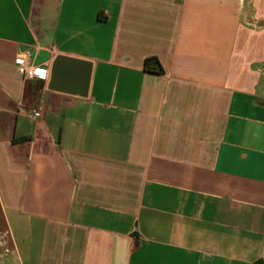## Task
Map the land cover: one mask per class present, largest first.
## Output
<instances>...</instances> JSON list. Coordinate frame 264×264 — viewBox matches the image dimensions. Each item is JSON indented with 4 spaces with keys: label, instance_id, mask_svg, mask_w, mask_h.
Masks as SVG:
<instances>
[{
    "label": "crops",
    "instance_id": "0c3cea01",
    "mask_svg": "<svg viewBox=\"0 0 264 264\" xmlns=\"http://www.w3.org/2000/svg\"><path fill=\"white\" fill-rule=\"evenodd\" d=\"M259 262L264 0H0V264Z\"/></svg>",
    "mask_w": 264,
    "mask_h": 264
},
{
    "label": "built area",
    "instance_id": "2783aa9c",
    "mask_svg": "<svg viewBox=\"0 0 264 264\" xmlns=\"http://www.w3.org/2000/svg\"><path fill=\"white\" fill-rule=\"evenodd\" d=\"M23 54V53H22ZM18 65L20 67V72L23 80H28L31 78H37L39 80H44L48 75V68L43 65H29L25 61L19 59ZM32 117L38 118L40 117L39 111L35 110L32 112Z\"/></svg>",
    "mask_w": 264,
    "mask_h": 264
},
{
    "label": "trees",
    "instance_id": "16d2710c",
    "mask_svg": "<svg viewBox=\"0 0 264 264\" xmlns=\"http://www.w3.org/2000/svg\"><path fill=\"white\" fill-rule=\"evenodd\" d=\"M152 61H154V62L156 63V61L153 60V59H146V60L144 61V68H145L146 70H155V68H153V67L150 66V63H151ZM156 66H157V67H156V71H161V69L159 68L158 63H156ZM258 264H262V263L259 262Z\"/></svg>",
    "mask_w": 264,
    "mask_h": 264
}]
</instances>
